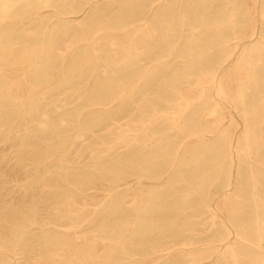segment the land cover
<instances>
[{"label":"rangeland","instance_id":"rangeland-1","mask_svg":"<svg viewBox=\"0 0 264 264\" xmlns=\"http://www.w3.org/2000/svg\"><path fill=\"white\" fill-rule=\"evenodd\" d=\"M92 1V4L86 3L84 6H80L76 12L65 10L74 2L76 4V1H59L57 4L55 3V8L44 7L40 9L37 18H33L34 15L25 18L14 26H4L6 30L15 28L20 31L22 38L25 35L31 36L32 43L39 47L47 43L45 35L49 32L55 31L61 26H63L61 30L65 28L55 54L50 59L47 80L45 78L39 80V86L33 90L34 97L41 103L31 122L33 125L36 123V127L43 122H48L52 132H60L63 128L71 129L68 120L63 121L62 118L76 113L82 108L90 109L87 102L92 97L93 89L95 86H100L104 80L112 79L116 85L125 86V90L129 89L130 84L137 83L133 99L126 110H120L119 103L113 108V111L108 110L103 105L96 106V108L100 107L98 113L104 112L107 115L116 113V121H112L113 123L107 127L97 128L95 136L90 137L92 139L82 136L76 138L75 144L70 145V148H68L69 146L65 147L60 157L61 159L66 157L68 161H65L64 164L68 165L70 174L74 176L84 172V170H92L91 165L95 163L93 159L96 158L100 160L102 166L109 163L113 164L118 158L121 159V165L127 160L133 162L137 160L146 161L145 163L149 165L151 163L148 158H153L155 152L159 153L156 150L158 144L169 143L171 147L177 148L182 140V135L172 128L173 120L170 119L174 118L178 111L185 107L183 98H180L178 91L180 90L186 96L191 92L197 99L199 80L197 74L201 72L200 69L204 67L207 60L210 62V60L214 61L219 58L223 48L220 43V33L226 31L232 36V31L226 24L230 12L229 7L231 12L235 14L236 29L240 36L244 33L245 27H251L247 24L252 21L253 16L261 11V7L264 8V0H231L229 5L226 0ZM158 1L161 5L157 4ZM139 2L143 6L137 12L126 7L128 3ZM182 15H188L189 19L186 24L174 20L177 16ZM256 22L258 21L256 20ZM261 22L258 23L259 34L257 37L261 32L264 35V19ZM141 23H144L143 26ZM172 23H174L177 34L166 38L165 34L173 27ZM216 24H219V28L215 27ZM100 25L105 27L119 25L121 27L113 30H107L105 27L98 29ZM96 30H98V35L95 43L90 45L89 41H92L93 31ZM17 36L18 33L16 32L13 38V41L16 42L14 46L21 44L18 43L21 40ZM196 36L200 38L196 42L191 41ZM252 39L254 37L247 34L240 40L230 39V43L242 45ZM132 40L139 43L140 51L144 50L147 44L150 46V52L142 54L140 56L142 58L132 59L133 61L136 60L138 64L133 69L128 68L127 59L129 57L125 56V51ZM42 65H44V58L36 59L34 67L39 68ZM24 70H10L6 66L4 69H0V110H9L10 107L12 110H16L20 106L19 103L28 99L31 93L28 87L30 83L34 85L38 81V77L33 71ZM238 75L232 68H222L220 72V78L225 85L237 83L235 77ZM65 77L70 79L63 83L62 80ZM4 84L10 86L8 92L12 96V101L8 105L1 104ZM255 90L252 87L248 91L252 93ZM97 91L100 94V88ZM207 93L211 97L209 99H197L195 101L196 107L208 106L212 108L218 103V107L222 106L221 109L230 111L229 117L225 119L227 124L230 125L231 119H235L238 120L241 128L242 119L230 102L214 92V89L209 85L207 86ZM125 100L128 101V97ZM146 104L152 105V108L157 107L159 111L157 115H161L159 123L162 127V133L159 135L162 138L147 142V144L143 142V144L136 145L129 150L126 145L119 142L120 136L134 133L128 131L130 124L133 123L135 117L139 116L140 108ZM91 113L96 112L92 111L89 114ZM10 114L12 113L7 116ZM2 118H6V116ZM46 119L48 120L46 121ZM260 125L257 132L264 134V131L260 130ZM6 126L5 121H1L0 227L8 232L2 233V236L9 237V233L13 234L18 227L15 222L19 223L20 219L23 220L25 216H28V210L34 207L38 215L35 220L39 223L31 224L25 228L24 237L30 241V246L26 247L24 245L26 240L21 239L19 244L8 252H3L0 249V264H47L43 260L50 253L43 252L42 244L38 242V236L42 237L43 232L37 226L51 220L50 214L57 209L56 207L62 205V200L65 197L59 196L54 200L52 196L45 195L43 187L39 185V182L34 183V179L50 174L49 171H60V163L57 162L59 166L53 163L50 168L39 169L35 162H23L20 159V147H18L16 139H9L4 136ZM129 137L132 138V136ZM50 138L55 145L61 141V146L65 143L68 145L70 141L75 139L74 136L70 138L67 136L66 138L64 135L58 136L57 133H52ZM42 140V138H34L32 144L28 146L34 150H43L45 145ZM93 147H96V150H93L92 153ZM181 149L179 160L167 177L165 184L139 185L135 179L133 187L120 189L129 192L136 187V190L140 192L138 196L128 195L126 197V201L123 203V208L126 209V219L135 217L131 211L137 205L136 203L140 202L139 197L144 195L147 207L149 210L161 214L162 220L159 221L163 224L172 221L173 210L171 208L177 207L179 210L177 222L181 230L179 237H183L184 233L191 235L196 242L195 246H206L227 227L232 240H236V228L230 222L227 206L218 201L221 192L227 189L226 178L231 167V158L233 157L234 160L235 178L238 164L241 163L244 167V182L248 183L246 186L247 189H250L251 168L257 174H264V169H262L264 150L259 154L254 153L250 159L246 160L244 154L238 155L236 150L232 153V157L214 149L213 152H208L205 158H200V151L193 152L187 146H183ZM108 184V179H102L100 184L91 189L95 195L87 196L81 199L82 202L73 205L75 211L80 209L92 211L101 207L102 203H108L110 199V195L106 194ZM139 186H141L142 191H140ZM60 192L62 194L64 192L69 193L63 189H60ZM113 193L115 192L113 191ZM148 194H155V196L148 200ZM161 206H163L162 209ZM242 206L243 218L248 219V215H251L253 210L247 205L246 200H243ZM10 215L13 219L8 218L6 221L5 217H10ZM100 215L99 211L92 214L95 217L93 221L96 223V227L93 229L104 232L101 228L104 220L100 218ZM115 217L108 218V222L114 223L118 219ZM156 218L157 216L152 219ZM146 219L150 220L149 216ZM188 226L196 228L195 231L187 230ZM247 247L250 245L244 246L246 249ZM259 254L264 258V249L260 250ZM208 260L209 264H235L232 259H228L226 262L218 256H213ZM195 261L198 262L196 264H201L199 263L201 261ZM158 264H166V262ZM241 264L247 263L244 261Z\"/></svg>","mask_w":264,"mask_h":264},{"label":"bare ground","instance_id":"bare-ground-1","mask_svg":"<svg viewBox=\"0 0 264 264\" xmlns=\"http://www.w3.org/2000/svg\"><path fill=\"white\" fill-rule=\"evenodd\" d=\"M59 1L66 2L68 0H0V69H4L5 66L10 70L27 69V72L33 71L38 77V81L34 85L30 83L28 87L31 92L28 99L19 103L20 106L16 110H12L11 107L8 108L9 110H0L2 112V114L0 112V124L1 121H5L7 124L4 136L9 139H16L17 145L20 147V159L23 162H35L39 169L50 168L53 163L57 165V162L60 163L61 167L60 171H49L50 174L34 179V183L39 182V185L43 187L45 195L52 196L54 200L59 196L65 197L63 202L61 201L62 205L56 207L57 209L50 214L51 220L37 226L43 232L42 237L38 236V242L42 244L43 252L50 253L43 262L47 264H158L160 262L196 264L198 262L195 260H197L201 261L199 262L201 264H209L208 258L218 256L226 262L228 259H232L235 264H241L244 261L247 264H264V258L259 254L260 250L264 249V174H257L251 168L252 175L249 182L251 188L247 189L248 183L244 182L243 176L244 167L241 163L238 164L235 178L232 157V153L236 150L238 155L243 153L245 159L248 160L254 153L259 154L264 150V134L257 132L259 124H261L260 130L264 131V35L261 32L257 37L259 34L258 23H262L261 20L264 19V8L261 7V11L253 16L252 21L247 24L251 27H245L244 33L240 36L236 29L235 14L231 12L229 7L230 12L226 24L229 25L232 36L226 31L220 33V43L223 48L219 58L214 61L210 60V62L207 60L204 67L200 69L201 72L197 74L199 77L197 99H209L211 97L207 93V86L209 85L214 89V92L223 97L224 100L229 101L231 106L235 108L242 119L241 128L238 120L235 119H231L230 125L227 124L225 119L229 117L230 111L221 109L222 106L218 107V103L212 108L208 106L196 107L195 101L197 99L194 98L195 96L191 92L187 96L183 95L179 90L178 94L180 98H183L185 107L180 109L174 118L170 119L173 120L172 128L182 135V140L177 148L171 147L169 143L158 144L156 150L159 153L155 152L153 158H148L151 163L149 165L145 163L146 161L142 162L141 160L136 162L127 160L121 165V159L118 158L113 164L109 163L102 166L100 160L96 158L93 159L95 163L91 165L92 170L87 169L74 176L70 174L68 165L64 164L65 161H68L66 157H62V159L60 157L65 147L69 146L68 148H70V145H74L76 138L94 137L97 128L107 127L113 123L112 121H116V113L109 115L104 112L98 113L100 107L96 108V106L103 105L108 110L113 111V108L119 103V109L126 110L133 99L137 83L130 84L128 90H125V86L116 85L112 79L104 80L100 86H95L92 97L87 102L90 109L82 108L80 111L62 118L63 121L68 120L71 129L63 128L60 129V132L56 130V132H52L48 122H43L37 127L36 123L35 125L31 123L34 119L33 115L38 112L41 104L34 97L33 90L39 86V80L43 78L47 80L50 59L55 54L65 28L61 30L63 27L61 26L55 31L49 32L45 35L47 43L39 47L32 43L31 36L25 35L22 38L20 31L15 28L6 30L4 26H14L25 18L34 15L33 18H37L40 9L44 7L55 8V3L57 4ZM70 1H76V4L74 2L65 9L69 12H76L80 6L93 2L92 0ZM158 3L161 5L159 1ZM226 3L229 5L231 0H226ZM142 6L141 2L126 5L128 9L135 10V12L139 11ZM188 19V15H182L177 16L174 20L186 24ZM174 23H172L173 27L165 34L166 38L176 36L177 31ZM143 24L141 23V26ZM103 27L105 26L100 25L98 29ZM120 27L119 25L116 27L108 25L105 28L113 30ZM215 27L219 28V24H216ZM16 32L18 33L17 37L21 40L18 42L21 43L18 46H14L16 42L13 41ZM247 34L254 39L242 45L230 43V39L240 40ZM97 35L98 30L93 31L92 41L88 40L90 45L95 43ZM198 38L200 37H193L191 41L196 42ZM112 43L115 42L112 41ZM125 52V56L129 57L127 59L128 68L133 69L136 68V65L138 66L136 60L142 58L140 57L142 54L150 52V46L147 44L145 49L140 51L139 43L132 40ZM39 58H44V65L39 68L34 67L36 59ZM133 58L136 60L133 61ZM225 61L227 62L225 63ZM224 67L232 68L239 74L235 77L237 83L225 85L220 78L221 69H225ZM69 79V77H65L62 81L64 83ZM9 87L7 84L3 85L2 105H8L12 101V96L8 92ZM252 87L256 90L250 93L248 90ZM98 88H100V94L97 91ZM127 97L128 101L125 100ZM208 102L210 101L208 100ZM92 111L96 113L89 114ZM9 113L12 114L7 116ZM158 113L159 111L155 106L153 108L150 104L142 106L139 116L133 119V123L128 129L134 133L120 136L119 142L131 150L143 142L147 144V142L160 140L162 136L159 134L162 133V127L159 123L161 115H157ZM3 116L6 118H2ZM239 130L241 131L237 134ZM52 133H57L58 136L64 135L66 138L67 136L69 138L74 136L75 139L70 141L68 145L65 143L61 146V141L55 145L50 138ZM34 138H42L45 149L34 150L29 147ZM183 146L191 148L193 152L200 151V158H205L207 153L213 152L214 149L232 157L231 167L226 178L227 189L221 192L218 201L227 206L230 222L236 228V240H232L227 227L206 246H195L196 242L191 235L184 233L183 237H179L181 230L177 222L179 217L177 207L171 208L173 210L172 221L163 224L159 221L162 220L161 214H157L156 211H151L147 207L144 195L139 197L140 202L136 203L137 205L131 211L135 217L126 219V209L123 208L126 197L128 195L138 196L140 192L136 190V187L129 192L120 189L133 187L135 179L139 185L165 184L167 177L179 160V153ZM93 150H96V147L92 148V153ZM240 160L242 161L241 157ZM262 169H264V165ZM105 178L109 180L106 189V194L110 195L108 203H102L101 207L92 211L85 209L75 211L73 205L82 202L81 199L87 196L95 195L91 189ZM60 189L69 193L64 192L62 194ZM140 191H142L141 188ZM155 194H148L147 199H153ZM243 200H246L247 205L253 210L252 214L248 215V219L243 218ZM162 208L163 206H161ZM98 211L101 213L100 218L104 220L102 224L100 223L104 232L93 229L96 227V223L93 221L95 217L92 214ZM111 216H116L118 219L114 223H110L107 219ZM123 216L125 217L120 218ZM147 216L150 220L146 219ZM155 216L157 218L152 219ZM37 217L35 207L28 210V216H25L23 220L20 219L19 223L15 222L18 227L13 234L9 233V237L2 236V233L8 232L0 227V249L3 252H8L10 249H14L21 239L26 240L24 242L26 247L30 246V241L24 237L25 228L31 224L39 223L35 220ZM8 218L13 219L10 215V217H5V220L7 221ZM156 221L159 222L156 223ZM186 229L195 231L196 228L188 226ZM247 245L250 247L244 248Z\"/></svg>","mask_w":264,"mask_h":264}]
</instances>
